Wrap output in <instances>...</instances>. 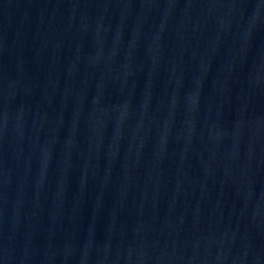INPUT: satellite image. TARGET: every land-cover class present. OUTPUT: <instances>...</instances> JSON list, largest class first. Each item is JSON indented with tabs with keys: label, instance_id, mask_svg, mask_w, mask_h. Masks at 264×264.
<instances>
[{
	"label": "water",
	"instance_id": "obj_1",
	"mask_svg": "<svg viewBox=\"0 0 264 264\" xmlns=\"http://www.w3.org/2000/svg\"><path fill=\"white\" fill-rule=\"evenodd\" d=\"M0 264H264V0H0Z\"/></svg>",
	"mask_w": 264,
	"mask_h": 264
}]
</instances>
